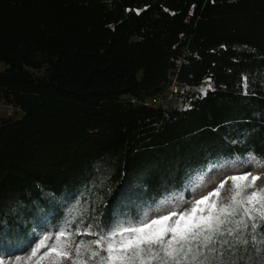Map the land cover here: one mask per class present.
I'll list each match as a JSON object with an SVG mask.
<instances>
[{"label":"trees","instance_id":"trees-1","mask_svg":"<svg viewBox=\"0 0 264 264\" xmlns=\"http://www.w3.org/2000/svg\"><path fill=\"white\" fill-rule=\"evenodd\" d=\"M0 62L24 114L0 120V264H102L116 224L211 164L264 158V0H0ZM175 75L214 87L182 110L132 102ZM232 207L223 261L264 264V220Z\"/></svg>","mask_w":264,"mask_h":264},{"label":"snow or ice","instance_id":"snow-or-ice-1","mask_svg":"<svg viewBox=\"0 0 264 264\" xmlns=\"http://www.w3.org/2000/svg\"><path fill=\"white\" fill-rule=\"evenodd\" d=\"M251 159L253 158L250 157V161ZM229 179L236 190L232 202L243 209L245 217L251 218L252 227L255 228L257 216L254 213L264 220V190L253 191L251 194H247L246 190L253 188L259 177L240 175ZM223 186L221 184L220 188ZM219 191L220 189H217L215 193L196 201L190 211L171 212L148 223L141 222L139 226L124 227L112 233L113 238L107 245V255L104 256L102 264H153L155 261H159L160 264H226L223 261V252L218 251L216 245L219 244L221 248L228 245L229 250L234 247L228 240L221 241L219 237L225 234L223 226L231 223L230 218L238 213L231 204H225L220 208L215 202L209 204L210 198L218 196ZM173 217L176 219L173 220ZM235 223L239 226L242 221ZM235 231L233 228L226 229L229 235ZM64 235L65 233H60L61 237ZM116 236L120 239L116 240ZM238 242L245 245L248 243L247 240ZM95 243L100 244L101 241L97 240ZM43 246L44 241H41L39 247ZM51 252L60 257L71 258L72 255L60 247H52ZM217 254L221 257L220 260L215 259ZM73 264L76 262L73 261ZM227 264L236 262L229 261Z\"/></svg>","mask_w":264,"mask_h":264},{"label":"rangeland","instance_id":"rangeland-1","mask_svg":"<svg viewBox=\"0 0 264 264\" xmlns=\"http://www.w3.org/2000/svg\"><path fill=\"white\" fill-rule=\"evenodd\" d=\"M7 68V65L0 62V71ZM37 75H42V72L33 70ZM140 75V74H139ZM210 91V85L207 82H203L200 86L191 89L190 96L186 98L171 97L169 92L165 93L164 108L167 110L173 109H187L190 107L191 102L195 99L202 98ZM123 98H128L124 96ZM0 101V120H18L24 116L23 112L19 108L14 110L13 116H8V108L3 106ZM250 157L251 159L250 161ZM249 175L258 176L253 188L246 190L247 194H251L253 191L264 190V158L258 157L252 153L245 156H239L229 159H224L214 164L209 165L196 175L191 183L183 191H176L168 196L160 199L155 205L146 208L143 212V223H148L153 219H157L164 215H169L171 212H184L190 211L196 201L201 200L203 197L208 196L210 193H215L217 189H220L218 196H212L209 204L215 202L217 207L220 208L225 204H233L232 197L236 191L233 188V182L229 179L232 176ZM226 182V183H225ZM223 184V188H220ZM243 199V197H238ZM204 207V206H202ZM176 217H173L175 220ZM132 222H121L113 227V232H118L124 227H133ZM66 228H62L60 233H65ZM61 237V236H60ZM63 238V237H62ZM54 246L61 248V241L57 237ZM4 257L0 254V263ZM7 264H19V261L6 258Z\"/></svg>","mask_w":264,"mask_h":264},{"label":"built area","instance_id":"built-area-1","mask_svg":"<svg viewBox=\"0 0 264 264\" xmlns=\"http://www.w3.org/2000/svg\"><path fill=\"white\" fill-rule=\"evenodd\" d=\"M178 71V70H177ZM207 83L210 85V88L214 87V83L212 81H207ZM195 88L193 86L187 85L185 83H182L178 80L177 75H175L171 81V83L169 84V87L167 88L166 91H164L163 93L154 96L152 98H148L145 100H138L136 98L132 99V102L134 103H139V104H143L149 107H164L166 98H165V93L168 91L169 95L171 97H182V98H186L188 96H190L191 94V89ZM0 97V101H1ZM4 100V99H3ZM3 106H6L8 108V116L12 117L13 116V111L14 110H18L19 108L11 103L6 102L5 100L2 101Z\"/></svg>","mask_w":264,"mask_h":264}]
</instances>
